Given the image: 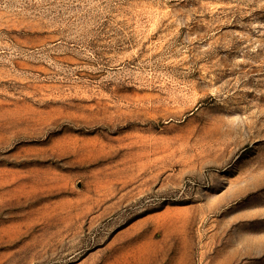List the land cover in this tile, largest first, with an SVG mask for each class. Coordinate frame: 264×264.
<instances>
[{
    "label": "rangeland",
    "instance_id": "obj_1",
    "mask_svg": "<svg viewBox=\"0 0 264 264\" xmlns=\"http://www.w3.org/2000/svg\"><path fill=\"white\" fill-rule=\"evenodd\" d=\"M0 264H264V0H0Z\"/></svg>",
    "mask_w": 264,
    "mask_h": 264
}]
</instances>
